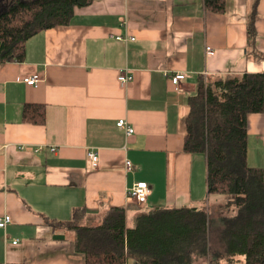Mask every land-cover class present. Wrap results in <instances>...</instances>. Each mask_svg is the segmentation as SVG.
I'll return each instance as SVG.
<instances>
[{"label":"crops","instance_id":"1","mask_svg":"<svg viewBox=\"0 0 264 264\" xmlns=\"http://www.w3.org/2000/svg\"><path fill=\"white\" fill-rule=\"evenodd\" d=\"M254 2L225 0L216 12L204 0H92L69 24L29 38L24 60L0 62V218L11 216L0 227V264H84L75 232L48 222L78 211L82 223L99 224L122 206L129 227L155 207L222 213L208 201L205 156L184 149L188 100L200 75L264 72L248 45ZM255 26L264 53V0ZM123 68L133 75L127 84L118 79ZM176 72L188 75L179 85ZM35 73L41 80L27 84ZM27 105L45 106V120H25ZM247 142L248 163L264 171V112L248 115ZM139 181L152 186L145 204L127 194Z\"/></svg>","mask_w":264,"mask_h":264},{"label":"trees","instance_id":"2","mask_svg":"<svg viewBox=\"0 0 264 264\" xmlns=\"http://www.w3.org/2000/svg\"><path fill=\"white\" fill-rule=\"evenodd\" d=\"M92 0H0V62L22 61L26 42L42 30L69 24L77 8ZM225 10V0H204ZM250 13L248 45L256 58L255 16ZM184 149L202 154L208 196H223L222 213L207 205L155 207L126 224L122 206L109 208L99 224L81 222L78 211L67 221L48 220L75 232L84 264H214L244 256L245 264H264V171L248 163V115L264 112V72L200 75L188 100ZM27 105L25 120L43 122L45 106ZM32 264V263H20Z\"/></svg>","mask_w":264,"mask_h":264},{"label":"built area","instance_id":"3","mask_svg":"<svg viewBox=\"0 0 264 264\" xmlns=\"http://www.w3.org/2000/svg\"><path fill=\"white\" fill-rule=\"evenodd\" d=\"M117 39L127 40L128 38L134 39L133 36L127 37L123 35H117ZM208 52H212V49L208 47ZM188 75L185 72H176L172 75V81L174 84L179 85L182 79L186 78ZM118 79L122 84H127L133 79V75L128 71L127 68L120 69ZM41 80V75L39 73H35L29 77H26L24 81L29 85H37ZM117 125L120 128L125 129L127 135H131L134 132V128L128 123V121L124 118H120L117 120ZM88 156L91 159L94 165L98 162V154L94 150L88 151ZM127 169H131L133 167L132 162L130 160L126 161ZM152 193V186L146 181H139L135 183L132 187L128 188L127 194L128 197L134 199L139 204H145L148 195ZM11 221V216L9 214L4 215L0 218V227H5ZM17 241H14L16 243Z\"/></svg>","mask_w":264,"mask_h":264},{"label":"rangeland","instance_id":"4","mask_svg":"<svg viewBox=\"0 0 264 264\" xmlns=\"http://www.w3.org/2000/svg\"><path fill=\"white\" fill-rule=\"evenodd\" d=\"M216 197H218V199H217L218 203H213L214 200L216 199ZM208 201L211 203L212 206H216V205H221L222 206L224 204V202H225V198L223 196H213V195H211ZM204 202L207 203V200L204 201Z\"/></svg>","mask_w":264,"mask_h":264}]
</instances>
